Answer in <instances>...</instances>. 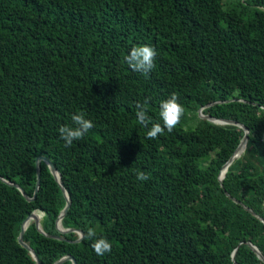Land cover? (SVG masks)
Instances as JSON below:
<instances>
[{"label": "trees", "instance_id": "trees-1", "mask_svg": "<svg viewBox=\"0 0 264 264\" xmlns=\"http://www.w3.org/2000/svg\"><path fill=\"white\" fill-rule=\"evenodd\" d=\"M157 51L143 75L125 57ZM176 93L185 112L171 133L148 139L136 117ZM249 130L243 153L218 180ZM94 127L70 147L62 125ZM63 229L89 227L112 251ZM149 179L140 181L136 170ZM0 264H264V0H0ZM36 191V192H35ZM234 199L237 201L235 202ZM244 206L251 209L253 216ZM237 249L234 260L233 251ZM62 264H72L66 261Z\"/></svg>", "mask_w": 264, "mask_h": 264}, {"label": "clouds", "instance_id": "clouds-1", "mask_svg": "<svg viewBox=\"0 0 264 264\" xmlns=\"http://www.w3.org/2000/svg\"><path fill=\"white\" fill-rule=\"evenodd\" d=\"M156 56L157 51L154 47L150 45H140L133 47L130 54L125 57V60L132 70L143 75H148L155 68ZM146 103H148L147 99L144 103L137 102L136 117L138 122L146 128L149 124H151V127L147 132L148 139L157 138L158 135L164 133L165 129H167L168 133H171L180 123L185 112L184 106L179 102L178 95L176 93H172L168 99L162 101L160 104L159 115L163 121L162 126L160 123L151 122V117L148 115L145 108ZM71 119L74 126L62 125L58 129L59 136L65 142L66 147H70L74 141L82 139L89 132V130L94 127L93 122L86 119L82 113L73 115ZM136 178L140 181H147L149 176L145 172L137 169ZM80 235L84 239L93 241L91 247L97 256H103L112 251L111 242H109L105 237H97V233L94 228L89 227L86 235Z\"/></svg>", "mask_w": 264, "mask_h": 264}, {"label": "water", "instance_id": "water-1", "mask_svg": "<svg viewBox=\"0 0 264 264\" xmlns=\"http://www.w3.org/2000/svg\"><path fill=\"white\" fill-rule=\"evenodd\" d=\"M201 110H202V109L199 110V115H200V117L206 118V119L211 120V121H213V122H215V123H218V124H230V125H235V126H238V127L241 128V129H243L244 132H245V135H244V137L242 138V140H241L240 144L238 145V147L236 148L234 154L230 157V159L228 160V162L222 167V169H221V171H220V173H219L218 180H219L220 184L222 185V182H223V179H224L225 173H226V171H227V168H228L229 165L235 160V158L239 157V156L243 153V151H244L245 148H246V144H247V135L249 134V130H248V128H246V127H245L244 125H242L241 123H238L237 121L226 120V119H215V118H213V117H211V116H205V115H203V114L201 113ZM42 160L48 165V167H49V169H50V171H51V173H52L54 179L56 180L57 184H58L59 187L61 188V190H62V192H63V194H64V197H65V199H66V205H65V207L63 208V210L60 212L59 217H58V219H57V221H56V227H57L58 231L61 232V233H64V232L67 233V232H71V231H73V232H77V233L79 234V238H78L75 242H80V241L83 239V238L81 237L80 234H84L81 230H75V229H72V230H71V229L66 230V229H63V228L61 227V220H62V218L66 215L67 210H68V208L70 207V204H71V203H70L69 196H68V194H67V192H66V190H65V188H64V186H63V183H62V180H61V175H60V173L57 171V169L55 168V166L52 164V162H51L47 157H43V156H42V157H38L37 160H36L37 188H38V186H39V178H38V176H39V174H40V162H41ZM0 179H1L2 181H4L5 183L9 184L10 186H14V187H16L17 189H19L20 192L23 194V196H24L27 200L31 201V200L34 199V197H33V198H29V197L27 196V194L25 193V191H24V190H23L18 184H15V183H12V182L6 181V180H4V179L1 178V177H0ZM35 192H36V191H35ZM234 201L237 202L235 199H234ZM244 209L247 210V211H249L253 216L259 217V216H257V215H256L251 209H249L248 207L244 206ZM37 213H38V212H36V211L32 212V213H31V214H30V215L24 220V222H23L22 225H21V231H20V234H19V236H18V241H19V243H20L25 249H27V250L31 253L33 259L36 261V264H42V263L40 262L38 256H37V254L35 253V251H34V250L31 248V246H29V245L24 241V239H23L24 230H25V223H26L27 221H29V220H32V221H34L35 226H36V228L38 229V231L41 232L42 234H44L45 236H47V237H51V238H54V239H59V240H63V238L58 237V236H55V235H50V234L45 233V232L43 231V229L41 228V224H40L41 215H38ZM259 219H261V221L264 223V219H263V218H259ZM248 244H249V245L251 246V248L256 252L257 256H258V257L264 262V256L261 254V252L258 250V248L255 247V246H254L253 244H251V243H248ZM236 252H237V249H235V250L233 251V254H232V258H233V260H234V257H235ZM66 261H71L72 264H77V262H76V260L74 259V257L69 256V255H68V256H64V257H62L61 259L57 260V261L54 262L53 264H62V263H64V262H66Z\"/></svg>", "mask_w": 264, "mask_h": 264}, {"label": "bare ground", "instance_id": "bare-ground-1", "mask_svg": "<svg viewBox=\"0 0 264 264\" xmlns=\"http://www.w3.org/2000/svg\"><path fill=\"white\" fill-rule=\"evenodd\" d=\"M40 215V214H39ZM31 220H29V221H27L26 223H25V228L27 227V225H28V223L30 222Z\"/></svg>", "mask_w": 264, "mask_h": 264}]
</instances>
